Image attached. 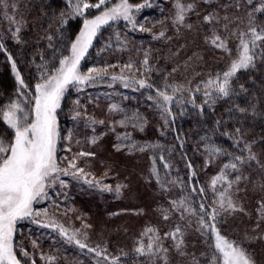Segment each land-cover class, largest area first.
<instances>
[{
    "label": "trees",
    "instance_id": "16d2710c",
    "mask_svg": "<svg viewBox=\"0 0 264 264\" xmlns=\"http://www.w3.org/2000/svg\"><path fill=\"white\" fill-rule=\"evenodd\" d=\"M11 1L16 7L13 9L9 5L8 13L14 16V21L0 17V44L4 45L3 50H0V136L5 139H10L13 135L2 119L7 105L12 102L23 104L26 100L34 103L32 95L35 93V85L42 83V76L53 72L58 67L59 59L67 53L59 56L60 50L69 49L83 29L85 19H94L102 14L101 9L90 8L84 15L77 16L69 6V0ZM89 2L96 3L97 0ZM120 2L121 0H108L105 7H114ZM128 2L133 6L132 20L136 27L124 19L109 21L97 32L80 63L83 74H87L92 67H116H108L107 75L96 82L75 85L74 91L64 99L58 116L61 119L64 111L74 106V115L80 113L78 120H74V132H90L86 124L88 114L98 112L101 104L103 106L116 99L114 89L122 90L126 95V104L121 120L127 124L128 132L133 129L136 132L125 141L120 139L119 133H114L104 140L103 150L97 154L110 160V174L117 172L125 181H130L140 200L152 204L153 209L157 208L158 214L162 213V209L170 210L169 207H173L172 201L186 199L187 206L195 210L194 214L183 212L188 217L183 216L182 219L178 217L179 210L174 213L169 211L168 222L161 228L162 240L168 249L166 255L172 258L179 254L174 241L164 238L165 233L174 231L178 226L170 222L174 218L186 226L185 230L180 227V237L188 248L184 252L187 255L176 258V264H193V257L201 264H206V256L202 254H212L213 249L209 245H214L215 234L210 229H201L199 206L201 203L205 204L209 213L214 208L220 211L216 201L226 187L221 181L214 190L211 183L213 178L221 172H225L229 180L241 176L238 182L233 183L231 194L235 188L247 186L245 178L249 173L264 170L261 167V163H264V56L257 55L251 66L241 69L230 78L227 97L221 96L214 84L208 86L207 82H215L217 78L222 81L223 73L238 58L239 40L232 35L233 32H245L250 26L258 29L264 26V13L254 11L264 4V0H251V3L248 0H210L209 3H204L203 0H179L184 5H196L194 12L186 13L183 26L174 23L177 0ZM209 13L218 15L220 22L211 25L205 23L203 17ZM225 16L228 17L227 21L223 19ZM188 24L192 25L190 29L186 26ZM225 24L227 30L224 28ZM17 27L20 28L19 33L15 32ZM213 30L221 37H227L231 54L217 49L209 42L208 38L212 36ZM161 32L164 33L162 37ZM49 35L53 37L51 41L47 39ZM257 51L264 52V49ZM145 53L147 66L143 64ZM8 55L15 61L17 71L28 86L26 89H20ZM128 64L132 67H124ZM113 75L121 79L112 80ZM139 80H144L146 85L151 84L152 87H140ZM158 90L166 91L173 97L166 106L169 109L167 112L158 107V104H163L157 95ZM93 93L100 95L93 100ZM240 109L245 111L241 112ZM62 122L59 120V126ZM237 128L241 130L239 133ZM133 143L137 147L130 150L128 145ZM247 146L251 147L260 163L247 160ZM139 147H144L145 150L141 152ZM213 148L220 151L212 153ZM112 152H116V155L109 159L108 154H113ZM236 156L243 157L245 162L241 164L236 161ZM233 162L238 164V171L224 169L225 164ZM165 163L170 167L165 169ZM154 167L159 175V182L152 172ZM97 168L99 170L98 164ZM99 177V185L108 196L114 193L109 186L111 178L107 184L104 176ZM105 185L109 187L106 188ZM193 188L197 191L193 192ZM201 188L204 190L203 194L199 191ZM74 193L77 197L76 200L74 197V204L80 202L78 205L82 209L81 215L87 218L74 224L77 240L85 243L88 248L106 250L110 258L120 257V264H160L157 257L140 256L135 251L139 242L147 245L149 236L143 239L136 235L134 238L137 240L130 241L131 235L126 232V227H132L134 223L116 216L121 209L116 200L99 201L92 190L87 193L78 192L76 183ZM233 198V203H241L237 201L241 200L238 195ZM260 203L251 208L250 216H236V211H220L215 221L204 216L208 224L217 225V230L223 237L244 249L255 264H264V217L260 219L252 211L258 210ZM95 214L99 218L97 223L91 220ZM30 220H23L18 225ZM54 221L67 230L68 236L73 235L69 226L58 220V217ZM134 225L137 226V223ZM151 226L152 224L146 223L142 232ZM87 231L90 236L80 235ZM40 232L54 234L58 240L56 259L51 264H109L94 252H89L88 248L81 249L75 240L69 242L67 236L61 235L58 229L52 227L32 228L29 236H26V243L18 234L14 242L17 251L22 247L33 257L36 253L33 249L47 252L50 243L39 237ZM93 234H103L105 239L101 241L102 236H99L100 240H95ZM18 238L22 240L19 241ZM59 243L61 244L58 245ZM66 246L71 253L65 252ZM192 247L195 248L192 250ZM19 258L25 260L26 264H32L29 257ZM33 260L35 264H41L35 258Z\"/></svg>",
    "mask_w": 264,
    "mask_h": 264
},
{
    "label": "snow or ice",
    "instance_id": "6c2138e0",
    "mask_svg": "<svg viewBox=\"0 0 264 264\" xmlns=\"http://www.w3.org/2000/svg\"><path fill=\"white\" fill-rule=\"evenodd\" d=\"M108 0H97L96 3H90L89 0H69V6L73 8V13L77 16L84 15L85 11L90 8L101 9L102 14L97 15L95 19H85L83 29L76 37L75 41L70 46V56H64L59 59V66L54 68V71L47 76H42V83L35 85V93L32 95L34 103L29 100L23 102H12L7 105V109L2 113L3 122L7 125L13 133L10 139L0 136V264H26L25 260L19 257H29V253L22 247L17 251V246L14 245V232L15 226L18 221L24 220L39 215L38 212H34L33 204L40 203L42 200L48 197L47 189L51 187L56 180L59 179V174L62 172L64 175H68V169H75L71 173L74 177L84 171L83 167H78L76 157L68 160L67 168L62 169L59 166L57 160V142L60 138L57 130L56 111L60 107L61 99L63 98L69 85L86 84L89 82H96L107 75L108 67H116V65L105 66L102 68L92 67L89 68L87 74H83L80 71V63L84 59L88 49L92 45V40L97 34L101 25L107 24L109 21L123 18L133 24L136 27L135 22L132 20V5L129 4L128 0H121L120 3L114 7H105ZM204 3H209L210 0H203ZM251 3V0H248ZM176 19L175 24L184 25L185 16L188 12L195 11V3H189L184 5L177 0L176 3ZM11 7L14 9L16 6L12 4ZM0 8L4 10V15L9 20L14 21V16L9 15V5L7 0H0ZM254 11L264 13V4H261L259 8H255ZM251 16V13L249 14ZM204 22L207 24H213L220 22V17L214 13H209L203 17ZM225 21L228 17H223ZM189 29L192 27L191 24L186 25ZM227 30V24L224 25ZM140 30H144L140 26ZM20 28L15 29L16 33H19ZM233 36L239 40L238 47V58L231 62V66L228 71L223 73L222 81L217 78L214 82L209 80L208 86L214 84L215 90L223 97H227L230 92L229 81L231 77H234L241 69H247L253 64V61L257 55L264 56V52H258V49H264V26L259 27L250 26L247 31L232 33ZM160 36H164L161 32ZM49 41L53 39L51 35L47 37ZM209 42L219 50L228 52L231 54V50L227 46V37H221L216 34L213 30V34L208 38ZM4 45L0 44V50H3ZM8 60L12 62V71L15 73L16 80L20 85V89H26L28 86L21 78L20 73L16 69V63L13 61L11 55H8ZM145 66L148 65L147 53H145V59L143 61ZM124 67L131 68L132 65L128 64ZM147 70V69H146ZM112 80L121 79L115 75L111 76ZM140 87H149L151 84H145L144 80L138 81ZM128 86L127 84L125 85ZM166 87H168L166 85ZM199 90V89H198ZM176 91V89H173ZM158 97L163 101V104H158V107L163 108L164 111H169L166 107L172 100L173 97L168 95L166 91H157ZM151 99V97H149ZM78 103V101H77ZM118 106L111 105L110 111H118ZM244 112L245 109H240ZM76 116H80L77 112ZM76 117H73L75 119ZM92 124L97 123L95 119L91 121ZM103 124L104 121H99ZM122 125L124 121L120 122ZM167 123V121H165ZM239 133L241 130L236 129ZM70 138V137H69ZM127 138V137H126ZM92 143L96 142L93 138ZM131 149H135L137 146L133 143L128 145ZM248 147V161H257V156L252 153L250 146ZM119 150V146L117 147ZM139 151L143 152L144 147H139ZM220 149H211L212 153H218ZM79 157H92L95 154L91 152H79ZM163 160V157H161ZM236 161L241 164L245 162L241 156L235 157ZM170 165L165 163L164 168H169ZM191 168V165L189 164ZM261 167L264 168V163H261ZM224 169H231L238 171L237 163H227L224 165ZM154 175L157 176L159 182V175L156 168L152 169ZM194 175V173H193ZM241 176H236L234 180H229L228 175L225 172H221L219 175L213 178L212 187L215 190V186L223 181L226 187L220 192L219 200L216 201L220 211H242L238 209L231 198L230 189L233 183L238 182ZM91 183L90 181H86ZM61 185L64 182L60 181ZM163 187L164 185L161 184ZM104 187H109L105 185ZM121 186H117V193ZM193 192L197 190L192 189ZM200 193L203 194L201 188ZM171 211H181L194 214L195 210L187 206L186 199L179 201H172ZM201 216L199 223L201 229H210L211 233L215 234L214 245L210 244L209 247L213 249L212 254H202L206 256V264H255L254 260L250 255L246 253L244 249L235 245L223 237L217 230L215 223L208 224L204 220V216H209L211 220L215 221L217 216L220 215V211L213 209L211 213L207 211L205 204L201 203L199 206ZM261 215L264 216V201L260 203ZM169 209H162L163 219H169ZM46 215V212H45ZM183 219V215H181ZM37 222L38 221H34ZM41 227H52L58 229L60 234L67 236L69 242L75 240L81 249L88 248L85 243L76 239V234L71 236L67 235V230L56 224L54 220H50L49 223L41 224ZM90 227V225H85ZM157 230L154 228H146L143 234L153 233L152 237H149V242L145 245L142 241L139 242V246L136 247L135 251L140 256L159 257L163 260V264H168L167 252L168 249L162 247L159 243L161 237L156 235ZM182 235L179 226L174 231L165 233L164 238H170L175 241L174 247L181 254L184 255L183 251V240L178 239ZM89 252H94L96 256L101 257L103 260L109 262V264H120V257H109L106 254V250L101 251L94 248H88ZM163 254V255H161ZM49 264L54 260L53 257L46 258ZM35 264V261H32ZM193 264H201L199 260L193 257Z\"/></svg>",
    "mask_w": 264,
    "mask_h": 264
},
{
    "label": "rangeland",
    "instance_id": "374dc122",
    "mask_svg": "<svg viewBox=\"0 0 264 264\" xmlns=\"http://www.w3.org/2000/svg\"><path fill=\"white\" fill-rule=\"evenodd\" d=\"M8 5L14 4L11 0H7ZM10 10V7L8 8V11ZM0 17L4 18V10L0 9ZM133 18V15H132ZM95 19V18H94ZM122 20L123 18H119ZM91 20V19H90ZM106 24L101 25L99 30L103 28ZM98 30V31H99ZM95 38V37H94ZM93 38V40H94ZM92 40V42H93ZM71 46V44H70ZM70 46L67 51L60 50L59 56H62L64 53H66L64 56H70ZM62 56V58L64 57ZM59 66V62H58ZM122 87V84H119ZM73 88V89H71ZM74 91V86L69 85L63 98L60 102V107L56 111V120H57V130L59 132L60 138L57 142V160L59 162V166L64 169L68 166V160L72 159L73 157H76L77 159V165L78 167H83L84 171L82 173H79L77 176L71 175L72 172L75 171V169H68L69 174L64 175L62 172L59 174V179L55 181V183L47 189L48 191V197L44 200H42L40 203H34L33 209L34 212H38L39 215L25 218L24 220L31 219L29 222H26L22 225H18V221L15 226V232H14V242L15 237L19 234L20 237H23L24 242L26 243V236L31 233L32 228H39L42 229L41 224L49 223L50 220H55L56 217H58V220L63 222L65 225L69 226V229L73 231L74 234V224H78L82 221V219H87L82 217L81 215V206L78 204L80 202H76L74 204V197L76 200V195L74 193V183H76L78 192H91L94 191L99 201L107 202L109 200H116L119 205H121V209L117 212V217H124V219L128 223H137V226L132 224V227H126V232L131 235L130 241H136L137 238H134L136 235H140L141 238L145 239L148 236L152 237L153 233H147L146 235L143 234V227L147 223V225H151V228H154L157 230L156 235H159L161 237V240L159 243L162 245V247L166 248V243L162 240V227H165V223L168 222L167 220L163 219V214H158L157 208L153 209L152 204H148L146 202H143L140 200L138 195L135 192V189L132 186V183L128 180L125 181V178L122 175H118L117 172H113L110 174L109 169V162L107 158L101 157L100 154H97L100 152V150H103L104 147V140L110 136H113L114 133L120 134V139H124V141L127 138L132 137L136 130H130L127 131V124L124 123L123 125L120 123L121 117H123V107L126 104V95L123 93L122 90H113V95L116 96V99L110 100L105 105L98 108V112L88 114V120L86 122L87 126L89 127L90 132L87 130L85 132H82V130H76L74 132V120H78V116L76 114L74 115V106L68 111H64L62 114V117L58 116V111L61 109L64 103V99L68 96L70 92ZM97 95L93 93L92 99L95 100ZM87 101V99H86ZM91 101V98L89 99ZM74 104V100L72 102ZM117 105L118 111H110L111 105ZM70 111V112H69ZM90 113V111H89ZM73 117H76L73 119ZM85 119V118H84ZM95 119L97 123L92 124L91 121ZM59 120H62L63 124L59 126ZM103 120L104 123L100 124L99 121ZM62 125H65L62 126ZM62 129V131H61ZM64 129V130H63ZM84 130V129H83ZM88 132V133H86ZM70 137V138H69ZM127 137V138H126ZM95 138L96 142L92 143V139ZM79 152H91L96 154L92 157H79L77 154ZM113 154H108L109 159L114 157L116 155V152H112ZM97 164L99 165V170L97 168ZM104 176L105 181L107 184H109V179L111 178V186L114 190V193H110L109 196L106 191L103 190V188L99 185V176ZM264 170H254L253 172L249 173L246 176V187H237L231 192V198L234 202V196L238 195L241 200L240 204L234 203V205L238 209H242V211L238 210L235 212L236 216H250V210L254 205L259 204L262 200H264ZM64 182V185H61L60 181ZM86 181H90L91 183H88ZM121 186L119 189V193H117V186ZM88 195V194H87ZM71 206V207H70ZM170 213L171 211V206ZM72 211L74 213H72ZM248 211V212H247ZM253 214L255 216H258V218L262 219L260 205L258 210H252ZM46 212V215H45ZM178 212V211H175ZM174 213V212H173ZM181 215L188 217L186 214H183L181 211L179 213L178 217H181ZM98 215L92 216L91 220L94 223L98 222L97 218ZM141 218V221L139 219ZM75 219V220H74ZM34 221H38L34 222ZM149 222H151L149 224ZM171 223H176L179 227L186 229L185 224L179 223L176 219H171ZM100 223V221H99ZM143 223H145L143 225ZM97 225V224H96ZM143 234V235H142ZM80 235L82 236H90L91 234L87 232H83ZM94 235V234H93ZM95 236V235H94ZM102 236L103 241L105 237L103 234H99L95 236V240H100V237ZM39 237H41L43 240H46L48 243H50L47 247H49V250L47 252H40L39 250L33 249L36 253L33 256L29 253V260L33 261L35 258L36 260L40 261L41 264L49 261L46 259L48 257H53L54 260L56 259L55 254L56 252V245H57V238L54 236V234H46L44 232H40ZM178 239H181V237H178ZM248 240H251L252 238H247ZM19 241L22 240V238H18ZM32 240V239H31ZM149 240V239H148ZM100 242V241H99ZM59 243L58 245H60ZM175 244V241H174ZM183 251H187L188 248L184 245H182ZM195 247H192V250ZM65 252L71 253V250L66 246ZM163 255V254H161ZM184 255H187L186 253ZM181 254H176L174 257L169 258L167 257L168 264H176V258H179ZM160 264H163V260H161L159 257H157ZM54 260L52 262H54ZM105 261V260H103ZM51 262V263H52ZM184 264V263H179ZM188 264V262L186 263Z\"/></svg>",
    "mask_w": 264,
    "mask_h": 264
}]
</instances>
